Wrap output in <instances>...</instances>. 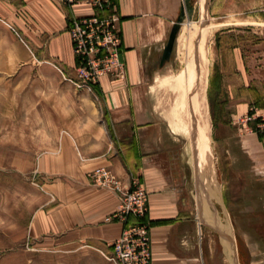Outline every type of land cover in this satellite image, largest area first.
<instances>
[{
    "label": "crops",
    "instance_id": "obj_1",
    "mask_svg": "<svg viewBox=\"0 0 264 264\" xmlns=\"http://www.w3.org/2000/svg\"><path fill=\"white\" fill-rule=\"evenodd\" d=\"M86 1L69 6L60 0H0V101L8 109L5 123L16 125L18 106L27 109L21 123L45 125L44 130L19 135L29 140L20 152L28 161L16 169L31 185L29 249L52 256L29 264H119L113 242L124 224L105 218L121 199L92 182L88 173L97 167L109 168L126 186L139 179L146 188L149 264H242L237 236L246 235L263 253L252 263L260 264L264 138L237 132L233 126L223 136L231 180L236 182L233 217L223 191L216 193L205 183L198 187L184 138L192 136L190 131L180 122L172 126L158 109L156 73L183 0H112L120 16L125 73L118 79L103 76L89 85L77 79L68 31L72 16L94 12ZM215 1L217 9L237 17L220 23L225 30L219 35L240 26L264 27V0ZM219 72L221 90L228 93L242 90L253 74L245 65L231 72L228 63H220ZM244 101L238 99L235 106H249ZM5 139L11 140L16 154V127ZM37 187L42 193L39 206ZM245 219L252 228H246Z\"/></svg>",
    "mask_w": 264,
    "mask_h": 264
},
{
    "label": "rangeland",
    "instance_id": "obj_2",
    "mask_svg": "<svg viewBox=\"0 0 264 264\" xmlns=\"http://www.w3.org/2000/svg\"><path fill=\"white\" fill-rule=\"evenodd\" d=\"M207 2L206 0L205 3L203 0H189L192 12L189 17L188 14L186 15L180 26L170 59L156 73L154 89L158 109L169 119L172 126L179 120H183L184 112L177 105L181 92L173 89L170 84L175 76L180 72V75L183 74L190 65L196 53V43L206 33L204 47L207 73L202 80L206 83L210 132L208 148L203 159L200 157L202 150L196 138L191 135H184V138L191 153V163L195 170L198 187L202 188L205 183L208 187H213L216 193H219V189L223 191L225 201L228 200V206L232 207L230 212L234 217L236 205L231 202L235 201L236 182L231 180L232 174L228 167L223 136L231 126L235 127L237 132L250 135L264 131V27L250 29L240 26L231 32L219 35L220 30H225L221 26L225 24L220 23L234 21L237 17L226 15L222 9H217L215 5L217 1L207 0ZM207 4H209V11ZM249 15L243 16L245 19L253 20V17ZM234 52L240 55L239 59H236ZM226 55L229 58L222 60L227 57ZM220 63H228L231 72L236 71L238 65L239 69L243 70L245 65L246 69L253 71L248 78L249 84L240 86L242 90L234 93L218 91L217 72H219ZM183 69L184 71H181ZM238 99H244L249 106L236 107L235 103ZM3 106L4 104L0 101V264H29V261L34 259H51L50 253L40 255L38 252L35 255V252L29 249L27 224L32 206L28 197L31 185L29 180L22 181L18 175L19 172L16 171L20 166L23 167L29 158L20 155V152L24 150L21 145L23 143L27 145L29 140H23L19 135L30 130H44L45 125L21 123L20 116L23 113L27 114V109L24 112V109L18 106H16V125L5 123V111L8 109ZM12 127H16V154L10 148L11 140L5 139L6 133L10 132ZM36 150H39V145ZM24 174L28 177V173ZM36 190V203L39 206L42 193L38 187ZM243 222L246 228H252L249 220L245 219ZM249 239L247 235L237 236L239 248L242 250V264H252L253 260L263 257V253L255 249ZM261 259L260 264H264L263 258Z\"/></svg>",
    "mask_w": 264,
    "mask_h": 264
},
{
    "label": "built area",
    "instance_id": "obj_3",
    "mask_svg": "<svg viewBox=\"0 0 264 264\" xmlns=\"http://www.w3.org/2000/svg\"><path fill=\"white\" fill-rule=\"evenodd\" d=\"M73 5L78 0H60ZM94 7L91 15L72 16L68 31L75 57L74 70L79 83L93 84L103 76L123 77L125 62L121 58L120 16L112 0H87ZM92 182L116 192L121 201L106 221L119 220L124 224L119 238L113 242L119 264H149L151 259L150 222L147 212V190L139 179L126 186L107 167H97L88 173ZM134 220L130 221L129 218Z\"/></svg>",
    "mask_w": 264,
    "mask_h": 264
},
{
    "label": "bare ground",
    "instance_id": "obj_4",
    "mask_svg": "<svg viewBox=\"0 0 264 264\" xmlns=\"http://www.w3.org/2000/svg\"><path fill=\"white\" fill-rule=\"evenodd\" d=\"M203 1L205 3V0ZM204 35L206 36V33ZM204 35L196 43V53L192 60L190 59V65L185 71L184 69L181 70L184 71L183 74L180 75V72L170 84L173 89L181 92L177 105L184 112V119L179 120V122L185 130H189L192 136L196 138L195 140L202 150V157L208 148L210 132L206 83L203 81L207 73L206 49L204 47L206 37Z\"/></svg>",
    "mask_w": 264,
    "mask_h": 264
},
{
    "label": "water",
    "instance_id": "obj_5",
    "mask_svg": "<svg viewBox=\"0 0 264 264\" xmlns=\"http://www.w3.org/2000/svg\"><path fill=\"white\" fill-rule=\"evenodd\" d=\"M191 12H192V6L190 5L189 0H183V5L181 6L180 13L176 17V19L173 21V24L171 26V29L168 35V39L163 48V52L159 60L160 66H163L164 63L170 59L180 26L182 22L185 20L186 15L188 14V17H189Z\"/></svg>",
    "mask_w": 264,
    "mask_h": 264
},
{
    "label": "trees",
    "instance_id": "obj_6",
    "mask_svg": "<svg viewBox=\"0 0 264 264\" xmlns=\"http://www.w3.org/2000/svg\"><path fill=\"white\" fill-rule=\"evenodd\" d=\"M217 75L219 77V79H218L219 84H218L217 88H218V91L221 92V74L219 72H217ZM210 89H211V87L208 89V95L209 96H210ZM257 135L259 138H263L264 137V131L263 132H257Z\"/></svg>",
    "mask_w": 264,
    "mask_h": 264
}]
</instances>
